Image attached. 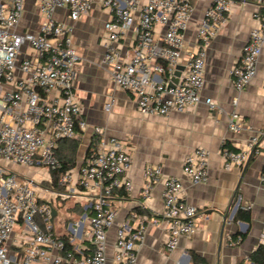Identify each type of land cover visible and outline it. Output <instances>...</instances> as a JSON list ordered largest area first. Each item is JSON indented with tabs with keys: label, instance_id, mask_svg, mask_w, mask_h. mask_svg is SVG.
<instances>
[{
	"label": "built area",
	"instance_id": "1",
	"mask_svg": "<svg viewBox=\"0 0 264 264\" xmlns=\"http://www.w3.org/2000/svg\"><path fill=\"white\" fill-rule=\"evenodd\" d=\"M235 1L251 2L257 9V26L228 72L239 94L254 79L264 47V0H211L191 41L186 38L194 12L190 0H0V264H107L111 229L115 232L110 264H136L143 242L142 229L115 224L114 198L132 191V157L129 148L106 136L104 129L92 128L96 143L83 157L75 186H68L71 171L58 178L64 193L44 189L32 177L14 171L35 169L49 177L60 167L59 143L76 140L88 129L74 92L80 61L73 45L74 25L94 7L106 15L99 64L117 88L133 94L141 116L184 114L200 103L222 115L218 103L202 99L201 91L206 51L226 26ZM179 66L182 71L174 84ZM237 105L235 98L226 114L227 129L235 134L244 130ZM111 107L109 100L103 109L108 113ZM209 155L204 148L187 155L183 178L165 176L156 165L143 169L144 200L154 184L162 187L166 253L198 231L197 208L181 200L183 181L206 185ZM252 156L263 158L258 183L264 190V129L251 130L245 149L222 143L221 170L241 169ZM48 195L54 200H83L84 214L56 228L58 210ZM258 246L264 248V232Z\"/></svg>",
	"mask_w": 264,
	"mask_h": 264
},
{
	"label": "crops",
	"instance_id": "2",
	"mask_svg": "<svg viewBox=\"0 0 264 264\" xmlns=\"http://www.w3.org/2000/svg\"><path fill=\"white\" fill-rule=\"evenodd\" d=\"M210 2L197 0L193 6L187 41L192 40ZM256 13L253 3L235 1L226 26L206 51L201 97L218 103L225 112L222 115L210 112L200 103L184 114L141 116L133 94L117 88L99 64L106 15L94 7L74 25L73 45L80 56L74 92L88 125L75 140L77 151L82 152L83 160L88 148L94 146V127L104 129L106 136L122 141L129 148L132 191L114 198L113 204L117 208L116 225L127 224L132 230L144 231L136 264H252L251 258L259 247L258 239L264 232V190L258 183L263 158L252 156L241 169L223 172L219 150L222 143L233 150L245 149L251 130L264 129V47L256 75L241 93L233 91L228 76L249 33L257 26ZM235 98L237 112L244 123V130L238 134L227 129L226 114L231 112ZM109 100L112 107L106 113L103 106ZM58 146L59 151L64 147ZM197 148H204L210 154L209 180L202 186H190L183 181L181 200L197 208L198 231L189 239L182 238L174 252L166 253L167 227L161 217L162 187L154 184L149 198L144 200L141 195L143 169L156 165L165 176L183 178V161ZM246 204L251 205L249 210L243 209ZM114 232L111 229L108 234L107 264L111 263L113 254ZM258 260L263 261L264 254Z\"/></svg>",
	"mask_w": 264,
	"mask_h": 264
},
{
	"label": "rangeland",
	"instance_id": "3",
	"mask_svg": "<svg viewBox=\"0 0 264 264\" xmlns=\"http://www.w3.org/2000/svg\"><path fill=\"white\" fill-rule=\"evenodd\" d=\"M192 5L194 6L197 0H190ZM82 152L77 151V153L74 155L73 162L74 167L71 169V176H72V182L71 184H68L69 187L75 186L76 183V176H77V171L81 166L82 163ZM14 171L16 172L17 175H24L28 177H32L33 179L36 180V182L40 183V186L43 187L44 189H50V176L47 177L46 174L41 173V171H36L35 169H25V168H14ZM46 175V176H45ZM52 192H55L54 190ZM61 193L65 192V189L62 188ZM50 199L52 198V204L56 209L58 210V217L56 218V228L59 226L57 225H63V224H69V223H74L80 220L82 215L84 214L83 211V206L85 202L83 200H79L76 197L70 196L66 199H59L56 198L54 200L53 196L48 195ZM80 203V204H79ZM58 232H61L62 229L58 228Z\"/></svg>",
	"mask_w": 264,
	"mask_h": 264
},
{
	"label": "trees",
	"instance_id": "4",
	"mask_svg": "<svg viewBox=\"0 0 264 264\" xmlns=\"http://www.w3.org/2000/svg\"><path fill=\"white\" fill-rule=\"evenodd\" d=\"M95 143H96V139L94 140L93 145H95ZM59 145L64 146L63 148L60 149V151L59 148L56 150V158L60 164V167L59 169L51 172L49 175L51 179L50 188H52L57 193L61 191V189L57 186V180L61 175L71 171V169L74 167L75 163L73 162V158L78 150V145L75 142V140L63 141L60 142ZM90 147L88 148L87 153L90 151V149H92ZM261 254H264V248L258 247L256 253L251 258L252 264H264V260L261 262L258 260Z\"/></svg>",
	"mask_w": 264,
	"mask_h": 264
},
{
	"label": "water",
	"instance_id": "5",
	"mask_svg": "<svg viewBox=\"0 0 264 264\" xmlns=\"http://www.w3.org/2000/svg\"><path fill=\"white\" fill-rule=\"evenodd\" d=\"M181 71H182V67L179 66V67L176 68V71L174 73V78L172 79V83L175 84L177 82V79H178ZM55 215H56L55 211L52 210V213H51L52 218H54ZM222 220H223V222H225V218H223Z\"/></svg>",
	"mask_w": 264,
	"mask_h": 264
}]
</instances>
